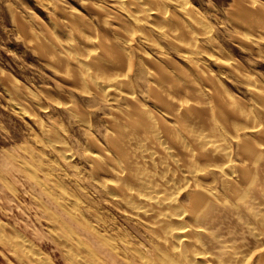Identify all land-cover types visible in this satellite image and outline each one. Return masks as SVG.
Segmentation results:
<instances>
[{"label": "rangeland", "instance_id": "1", "mask_svg": "<svg viewBox=\"0 0 264 264\" xmlns=\"http://www.w3.org/2000/svg\"><path fill=\"white\" fill-rule=\"evenodd\" d=\"M176 1L157 0L150 6L161 13L147 23L158 28L146 25L147 30L137 31L130 22L119 31L124 26L118 20L121 13L109 0H0V264H76L82 256L97 264H140L139 255H159L148 226L151 215L141 210L150 208L147 212L152 214L173 209H142L137 202L142 214H134L138 209L133 203L138 199L118 189V177L124 172L117 170L116 162L128 163V159L133 168L153 172L150 179L161 192L156 194L176 190L166 189L159 176L164 173L162 167L176 168L168 160L159 163L160 147L149 133L132 127L128 118L131 108L140 104L158 120L163 136L168 120L180 121L172 115L176 110L155 104L153 96L161 84L166 83L164 96L174 107L185 99L196 108L212 107L216 113L221 100L258 115L255 107L251 109L256 99L250 89L264 94V0H183L184 10ZM105 36L118 45L123 65L114 66V58H98L103 66L99 70L90 44H98ZM70 55L87 58L86 76L96 77L102 90L80 80L83 71L76 62L72 64ZM157 67L182 77L158 82ZM216 124L212 137L216 142L222 138L234 153L236 141L231 134L235 128L226 131ZM198 125L201 132H208L209 125ZM125 133L127 138H121ZM116 137L123 153L110 145ZM175 147L171 150L182 162L180 146ZM209 172V176L198 175L196 182L203 185L212 179V188L220 192L222 173L214 167ZM152 175L158 176L153 180ZM133 186L139 189H134L136 193L156 195L152 189ZM175 192L177 203L186 209L190 187L182 185Z\"/></svg>", "mask_w": 264, "mask_h": 264}, {"label": "bare ground", "instance_id": "2", "mask_svg": "<svg viewBox=\"0 0 264 264\" xmlns=\"http://www.w3.org/2000/svg\"><path fill=\"white\" fill-rule=\"evenodd\" d=\"M109 1H111L113 7H115L117 11L121 13L120 14L121 16L118 17V20L120 21V23L122 22L121 24H123L124 26L123 27L120 26L119 31H122L123 28L124 29L128 28L127 26L130 22H132L131 26L132 24L134 25L133 26L135 27L134 29H136L137 31L138 30L142 31L143 27H145L146 25L149 26V23H147V21L150 17L156 18L155 15H157L158 17V14L160 15L161 13L159 8H156V10L153 12L155 8L153 7L154 9L152 10V8L150 7L152 4L156 3L157 0H109ZM182 2L183 0H178L177 3L181 6L183 4ZM181 8L184 10V7L181 6ZM163 18L164 17H162L161 19ZM151 24L152 25H150L149 27L155 29L157 25L153 23ZM158 27L159 26H157V28ZM146 28L147 27H145L144 30H147ZM105 37H104L105 39L104 40L101 39L98 42V44L95 43V41H91L93 43L90 44L95 49L92 50L93 54L95 55L94 59L96 58L95 67L98 68L99 70H102L103 66L101 65L102 64L101 61L97 60L98 58H102V59L104 57L114 58L116 59L114 66H117V64L123 65L121 64L123 62L117 53L119 49L118 45H115L110 40H108L107 36ZM60 43L61 42H58V44ZM68 43L69 42H67V44ZM71 43L72 42H70V45ZM65 44L64 46H66ZM73 44L75 43L73 42ZM189 45L195 46L194 44L191 43H189ZM97 49H99L100 51H98ZM72 51L75 50L73 49L71 50V52ZM63 52L67 53L66 50H64ZM65 56L66 55H64V57ZM69 57L71 58V55ZM82 59L71 58V60L70 59L68 60H70L71 62L73 60L74 62L72 64L74 66L76 64L79 70L83 71L82 75L84 76L83 79L81 78L80 80H82L83 82L92 83L93 86H96L98 87V89L102 90V88H100V86L102 85L100 82H98L96 77L91 78L90 76H86L88 74V73L86 74L87 70H85V68H87V63H86L87 58H85L86 60L85 59L82 60ZM154 73H156L155 75H157L156 79L158 82L159 81L161 82L163 79L166 80L169 79V81L170 80L173 81L182 77L180 73H177L176 71L175 72L165 71V68L163 67H157ZM165 84L166 83H164L163 85L165 86ZM163 85L161 84L162 88L161 89L158 88L159 90L157 93L155 92V95L154 93L152 94L154 95L153 98L155 97L154 98L155 104L162 109L176 110L177 112L175 111L172 115L174 117L180 118L179 122L178 121L176 122V120L178 119L176 120L174 119L175 122L168 120L165 124V122L162 120L164 117L163 118L160 117L161 118L160 120L164 122L165 127L168 129L167 133L163 136L161 135V132H159L161 131V129L159 128V126L156 125L158 120H156L153 116H151V114L149 113V111L145 109V107L143 108L140 104H138L139 106H137V103L136 106L134 104H131L134 106L131 108L128 114V118L131 121L132 127H135L137 129L139 128L140 130L146 132V134L149 133L148 136L149 137L151 136L154 139L153 143L157 144L160 147L158 148L162 150L163 155H161V157L159 156L160 157L159 163L162 160L166 162L169 161L172 167L176 168L174 170L173 168L172 170H166L167 167H165L166 169H164L163 167L161 168L164 170L163 172L165 174L162 173V175L159 176L162 178L161 182L164 181L163 185H166L167 187L166 189H168L169 191H174L172 189L176 188L177 190L182 185L183 187L186 186L190 187V193L188 196L189 204L187 208L185 207L186 209H181L180 205L177 203L178 202L177 195H175V193L177 194L179 192H175L176 190L174 191L175 193L174 192H172L171 194L169 193L170 195H163V194L159 195L161 194V192L155 190V186H153L152 184L153 183L151 180L152 178L150 177V175L153 172H151V174L149 175L148 171H147L148 173L144 171L146 168L144 170L139 168L138 169L133 168L135 166H131L129 164L130 160L128 161V159H127L128 163H123V162L118 163L119 161L116 162L117 166L116 165L115 166L117 167V170H119L121 174L122 172H124V176H122L121 178L118 177L119 178L118 182H121L119 188L115 186L116 184L113 182L115 184L114 186L117 187L119 190H121L122 191L121 193L124 194L126 192L128 194V195L126 194L128 197L131 195L130 197L132 198L129 197L130 199H133V197L134 199L136 197L135 200L138 199V201H134V203L133 201L130 202L131 205L135 204L136 202V204L133 205L136 210L138 209L137 206L140 204L141 205L139 208L143 207L142 209H144L145 206H150L155 208L157 207L159 210L160 208H165V207L173 209L172 210L173 212L156 211V212H152V214L151 211L150 213L147 212V210H149L150 208L149 209L146 208L144 210L140 209L141 211H143L142 213L144 215H151L150 217L152 219L150 218V221H148L149 222L148 226L150 231L153 233L152 235H154L153 237L156 238L157 251H159V255L154 257L143 254L139 255L138 256L139 263L140 264H264V94L261 95L260 93L261 95L260 96L258 95L255 88L250 89L251 93L255 96L254 99H256L255 100L256 102L254 101L256 105L250 108L253 109V107H255V109H257L256 111L258 115H254L251 109H249L251 111H247L237 103L224 102V101L221 102V100H218V102L221 104V107H218L220 112L215 113L214 108L212 107H208V108L206 107L204 108V110L202 108H196L194 105L188 104V102H186L187 100L185 99L181 100L182 102L180 101L177 102L178 104L174 107L173 104L169 102L167 97L164 96V93H166L165 90L166 87H163ZM104 93L106 96V92ZM186 103L189 105V107L184 105ZM202 103H204L203 105L206 104L208 105V103L205 101ZM196 119L199 120L198 122L201 124L200 126H204V124L209 125L208 132L206 133L201 132L200 127H196L199 124L197 121H195L194 123V120ZM231 119H233L234 121ZM216 121H218L220 126L226 131H228L230 128H235V131L231 134L232 138H234V140L236 141V150L234 153L224 143L222 138H219V142H216L217 139H214L212 137L215 136V132L217 129V127H215L217 125ZM238 122L240 123L242 122L243 125H239ZM239 130L243 132L245 131L249 132L250 134H244L243 136H241L238 133ZM126 134L127 133L122 134L121 138H123L124 136L127 138L128 134L127 135ZM167 141H170L171 143H168ZM143 144L144 143L141 142V145ZM110 145L113 148V150L116 151L117 153H123V149H121V141H119L117 137L110 141ZM172 146L173 147L180 146V151L178 150V153L184 156L182 162L176 159L177 153L176 154L174 153L175 152L174 149H176V147L173 148ZM138 147L141 146H139L138 144ZM133 148L134 147L132 146V149ZM155 148L157 149V147ZM172 148L174 152L171 150ZM139 157L142 158L141 156ZM140 158H138L137 160H141ZM151 160L153 165L154 164L157 165V162L154 161L153 158ZM135 162L138 163L139 161H135ZM139 163L141 164L142 162L140 161ZM160 165L162 166L164 164L161 162ZM210 167L218 168L223 175V186H222L223 188L220 192L215 191L212 188L210 184L212 179H210V182H207L206 184L203 185L202 184L200 185L198 182H196V178L198 175L204 174L205 176H209V174L211 173L209 172ZM155 170L156 169H154V171ZM175 170H177L179 174L175 175L174 174ZM101 172H102V168H101ZM154 176L157 177L158 175H154ZM154 176H153V180L155 179ZM176 182L181 183V185L179 186ZM133 184H138V186L144 188L145 191L152 189V192L155 193L156 191V193L159 194L155 193L156 195H146L143 190L141 191L144 192V194L138 193V191L136 193L134 191L135 188L132 189ZM175 184L176 186L178 185L179 187H175ZM105 185H103L104 188ZM107 186L108 185H106V187ZM114 186H112L111 189L115 188ZM112 190H109V192L110 191L112 192ZM159 190L161 191V189ZM137 202H139L140 204L137 205ZM144 203L146 204L144 205ZM140 210L138 209L137 212H133V213L139 214ZM142 213H140V215ZM65 234H66L65 235L66 239L71 242L72 237H70V234L67 232ZM70 245L73 246L72 243ZM78 246L80 245H76V248L79 249ZM18 247L20 250H22L23 247L22 242L20 243L18 242ZM136 250L137 249L134 248L132 249L133 252L137 253L138 251ZM70 255L71 254H69V256ZM77 257L78 256H76L75 254L72 255V259L74 260L77 259ZM33 258L38 259L37 256H34ZM82 258L83 256L79 261L75 260L76 262L75 261L74 262L76 264H97L94 261V259L92 261L90 259H84V258L82 259Z\"/></svg>", "mask_w": 264, "mask_h": 264}]
</instances>
